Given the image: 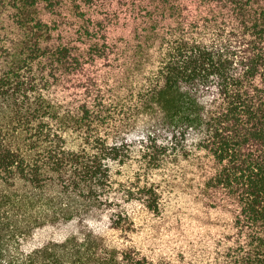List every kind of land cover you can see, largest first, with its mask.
<instances>
[{
  "label": "trees",
  "instance_id": "16d2710c",
  "mask_svg": "<svg viewBox=\"0 0 264 264\" xmlns=\"http://www.w3.org/2000/svg\"><path fill=\"white\" fill-rule=\"evenodd\" d=\"M0 264H264V0H0Z\"/></svg>",
  "mask_w": 264,
  "mask_h": 264
}]
</instances>
